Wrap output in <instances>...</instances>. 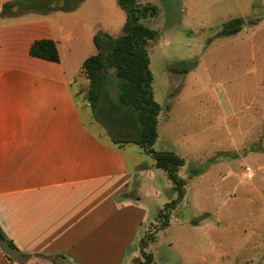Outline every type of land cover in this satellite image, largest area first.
I'll return each mask as SVG.
<instances>
[{
    "label": "rangeland",
    "instance_id": "374dc122",
    "mask_svg": "<svg viewBox=\"0 0 264 264\" xmlns=\"http://www.w3.org/2000/svg\"><path fill=\"white\" fill-rule=\"evenodd\" d=\"M138 3L156 11L142 21L157 33L146 47L153 100L160 106L153 149L184 160L177 175L185 186L177 200L172 182L143 149L114 144L130 170L140 166L131 192L139 197L136 205L143 215L138 236H153L150 264H264V0ZM73 11L81 29L77 48L65 51L72 56L63 61L71 59L77 75L84 60L96 53L89 36L99 31L119 36L126 13L116 0H84ZM234 18L244 19L241 31L218 36ZM184 66H192L186 74L179 72ZM86 83L72 84L82 118L111 142L82 103L87 88L80 86ZM106 86L113 96V86ZM81 90L84 96H78ZM118 134L133 135L125 130ZM192 170L201 174L190 177ZM174 201L173 209L167 207ZM135 260L144 258L140 254Z\"/></svg>",
    "mask_w": 264,
    "mask_h": 264
},
{
    "label": "crops",
    "instance_id": "0c3cea01",
    "mask_svg": "<svg viewBox=\"0 0 264 264\" xmlns=\"http://www.w3.org/2000/svg\"><path fill=\"white\" fill-rule=\"evenodd\" d=\"M74 14L0 18V229L27 255L0 244V264H54L57 255L70 264H134L149 253L150 244L140 246L146 233H137L140 199L122 196L140 166L130 170L124 152L86 125L72 89L86 79L63 61L77 48ZM42 39L55 42L59 62L29 55Z\"/></svg>",
    "mask_w": 264,
    "mask_h": 264
},
{
    "label": "trees",
    "instance_id": "16d2710c",
    "mask_svg": "<svg viewBox=\"0 0 264 264\" xmlns=\"http://www.w3.org/2000/svg\"><path fill=\"white\" fill-rule=\"evenodd\" d=\"M84 0H12L4 3L0 9V18H15L25 14L48 15L49 13L72 12ZM117 5L126 13V21L121 34L113 37L108 32L99 31L93 38L96 53L87 57L82 66L81 74L86 79V100L91 108L94 119L103 125L111 142L116 145L133 143L138 145L154 161V167L166 173L177 192V200L183 196L185 182L177 175L184 160L172 152L155 151L153 145L157 138V117L160 106L153 100L152 74L149 69L147 44L156 39V31L142 23L146 18L155 15V9L149 5H141L138 0H116ZM245 24L243 18H234L227 22L218 36L230 37L241 31ZM254 25L255 21L249 22ZM31 57L52 63L59 62L56 44L52 40L34 41L29 48ZM187 65V64H186ZM192 67V66H191ZM191 67H183L180 73L186 74ZM112 78L110 81H108ZM107 82L113 87V96L109 95ZM125 130L133 135L128 138L117 137L118 132ZM118 134V135H117ZM121 134V133H120ZM192 170L190 177L200 175ZM122 196L134 197L131 194ZM171 202L167 207L172 208ZM161 216V215H159ZM166 218L168 215L166 214ZM168 220L162 224L163 229ZM192 225H197L195 221ZM153 236L148 235L140 240L144 249ZM0 244L4 252L18 250L0 229ZM21 258L27 255L18 253ZM143 262L133 260L134 264L152 263V255L140 251ZM11 261V258L8 257ZM54 264H70L63 255L50 258Z\"/></svg>",
    "mask_w": 264,
    "mask_h": 264
},
{
    "label": "built area",
    "instance_id": "2783aa9c",
    "mask_svg": "<svg viewBox=\"0 0 264 264\" xmlns=\"http://www.w3.org/2000/svg\"><path fill=\"white\" fill-rule=\"evenodd\" d=\"M246 170L249 171V168H247Z\"/></svg>",
    "mask_w": 264,
    "mask_h": 264
}]
</instances>
